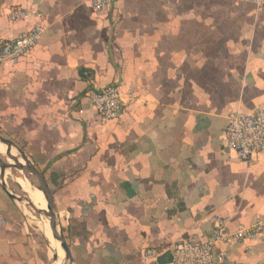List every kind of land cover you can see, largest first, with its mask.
Returning <instances> with one entry per match:
<instances>
[{
    "label": "crops",
    "instance_id": "0c3cea01",
    "mask_svg": "<svg viewBox=\"0 0 264 264\" xmlns=\"http://www.w3.org/2000/svg\"><path fill=\"white\" fill-rule=\"evenodd\" d=\"M38 24L37 46L0 68V126L42 167L75 264H172V244L219 221L228 233L264 221V154L240 161L224 136L230 112L264 105V8L0 0V38ZM112 83L126 107L101 123L88 93ZM47 240L0 183V264H51ZM216 249L217 264H264V232Z\"/></svg>",
    "mask_w": 264,
    "mask_h": 264
},
{
    "label": "built area",
    "instance_id": "2783aa9c",
    "mask_svg": "<svg viewBox=\"0 0 264 264\" xmlns=\"http://www.w3.org/2000/svg\"><path fill=\"white\" fill-rule=\"evenodd\" d=\"M98 12L112 8L114 0H89ZM260 8H264V0H249ZM13 17H18L15 15ZM45 27L41 24L20 33L13 39L0 38V68L5 63L17 64L28 55L39 43ZM131 96V94H130ZM88 98L95 113V118L105 123L118 120L126 107L120 84L112 83L104 88L93 89ZM225 148L233 151L243 162H250L255 156L264 154V105L255 112L242 113L232 111L227 117L224 129ZM264 232V221L257 220L251 226L240 225L233 233L226 232V224L219 221L210 237L202 241H179L172 244V264H217L227 261L228 254L218 251L219 245H233L245 239H253ZM155 250L146 252L153 257Z\"/></svg>",
    "mask_w": 264,
    "mask_h": 264
},
{
    "label": "water",
    "instance_id": "95a60500",
    "mask_svg": "<svg viewBox=\"0 0 264 264\" xmlns=\"http://www.w3.org/2000/svg\"><path fill=\"white\" fill-rule=\"evenodd\" d=\"M0 143L3 144L4 146L5 145L7 146V149H6L7 160L1 156L2 154H0V167H1V173L0 174L2 175V177L3 178L5 177L6 171L8 169H17V170H20L24 173L27 172V173L35 176L41 184V188H39V189L41 191H43V193L45 195V198L47 201V209L46 210L39 209L34 202H32L31 200L28 199L27 194H26L25 198H21L17 194H14L11 191H9L7 189V186L4 182V180L1 178H0V183L4 182L8 194L13 199H15L17 201H27L33 207V209L35 211H37L39 214L44 215L45 217L49 218L50 229H51V234H52V238H53L52 240H56V241L60 242V246L65 253V257H63V259L61 260L62 263L63 264H75L74 257L72 255V251H71V249H70V247L66 241L63 229L60 226V222L58 220V216H57L55 208H54V205H55L54 194H53L51 188L49 187V184L46 180V177L44 176V173L38 167H36V165L33 163L31 158L22 149H20L15 142H13L10 139L4 138L3 136L0 135ZM14 150L17 151L18 155H13ZM8 159H12L14 162L11 163L8 161ZM50 248H51V240H50ZM51 252H52L51 264H54L55 262L59 261L60 258H59L58 253H55L52 250V248H51Z\"/></svg>",
    "mask_w": 264,
    "mask_h": 264
},
{
    "label": "rangeland",
    "instance_id": "374dc122",
    "mask_svg": "<svg viewBox=\"0 0 264 264\" xmlns=\"http://www.w3.org/2000/svg\"><path fill=\"white\" fill-rule=\"evenodd\" d=\"M0 135L3 136L4 138L12 140L9 133H5L1 130V126H0ZM6 149H7V146H6ZM1 156L7 160L6 153H4ZM8 161H10V159H8ZM11 161H13V160H11ZM39 168H40V170L42 169V167H39ZM17 177L18 178L19 177H25L33 186H35L37 188H41V184L38 181V179L35 176H33L27 172L24 173V172L17 170V169H8L7 174L5 175L4 178L0 174V178L4 180V182L7 186V189L9 191H11L12 193L17 194L21 198H25L26 193L23 191V189L17 183V181H16ZM18 203L20 204L21 208L25 211V213H27L28 217L34 223V225H37L38 228L42 231V233H44V235H46L47 230H48L47 227L45 226V224L47 222L46 217L44 215L39 214L37 211H35L33 209V207L27 201L26 202L25 201H18ZM47 241H46V243L49 245L50 242H49V240H47ZM50 254H51V258H52L51 248H50ZM64 257H65V255H64Z\"/></svg>",
    "mask_w": 264,
    "mask_h": 264
},
{
    "label": "bare ground",
    "instance_id": "6f19581e",
    "mask_svg": "<svg viewBox=\"0 0 264 264\" xmlns=\"http://www.w3.org/2000/svg\"><path fill=\"white\" fill-rule=\"evenodd\" d=\"M4 153H6V146H4L3 144L0 143V154L3 155ZM13 155H18L16 150L13 151ZM11 160L12 159H10L9 162L12 163L13 161H11ZM0 172H1V167H0ZM6 174H7V171H6ZM16 181H17V183L20 184L21 188L27 194L29 200L34 202L39 209H41V210L47 209V201H46V198H45L43 191H41L39 188L31 185V183L25 177H19L16 179ZM46 221L47 222H46L45 226L48 229L47 235L51 240V248L55 253H58L59 258H60V260L55 262L54 264H63L61 260L63 259L64 255H65L64 251L62 250V248L60 246V242H58L56 240H52L49 218L46 217Z\"/></svg>",
    "mask_w": 264,
    "mask_h": 264
},
{
    "label": "trees",
    "instance_id": "16d2710c",
    "mask_svg": "<svg viewBox=\"0 0 264 264\" xmlns=\"http://www.w3.org/2000/svg\"><path fill=\"white\" fill-rule=\"evenodd\" d=\"M79 73H80V77L87 82H91V80L94 78V74L89 68L84 67V68L80 69ZM88 91H89V89H88ZM85 94H86V92H85Z\"/></svg>",
    "mask_w": 264,
    "mask_h": 264
}]
</instances>
